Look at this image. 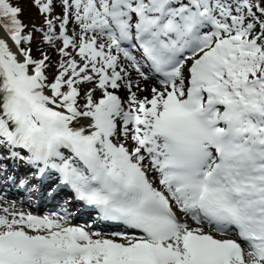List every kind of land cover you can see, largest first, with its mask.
I'll return each instance as SVG.
<instances>
[{
	"label": "snow or ice",
	"instance_id": "snow-or-ice-1",
	"mask_svg": "<svg viewBox=\"0 0 264 264\" xmlns=\"http://www.w3.org/2000/svg\"><path fill=\"white\" fill-rule=\"evenodd\" d=\"M9 185L0 264H264V0H0Z\"/></svg>",
	"mask_w": 264,
	"mask_h": 264
},
{
	"label": "bare ground",
	"instance_id": "bare-ground-1",
	"mask_svg": "<svg viewBox=\"0 0 264 264\" xmlns=\"http://www.w3.org/2000/svg\"><path fill=\"white\" fill-rule=\"evenodd\" d=\"M10 168V170H11V167H9ZM26 171V169H24L22 166H21V168H20V172H19V175H22L21 173L22 172H25ZM9 187L10 188H12L13 189V197H9V198H7V202L6 203H12V202H10L12 199H14V197H15V195L14 194H18L19 196H21V197H24V203H21V202H19V199H14L13 201H14V203L16 204V207L18 208V209H23V210H26V211H32V212H34V209H33V206L32 205H30V206H28V202L30 201V199H31V197H33L34 199H33V201L35 202L36 201V192H35V190H33L31 193L27 190V189H23V192L21 193V192H17V190H15V186H11V185H9ZM61 202H59V203H57V204H60V203H63V199L62 200H60ZM3 202H5V201H0V204H4ZM25 204H27V205H25ZM23 205H25V207L23 206Z\"/></svg>",
	"mask_w": 264,
	"mask_h": 264
},
{
	"label": "rangeland",
	"instance_id": "rangeland-1",
	"mask_svg": "<svg viewBox=\"0 0 264 264\" xmlns=\"http://www.w3.org/2000/svg\"><path fill=\"white\" fill-rule=\"evenodd\" d=\"M25 8H26V17L28 15V12H27V6L25 5ZM25 207V205H23Z\"/></svg>",
	"mask_w": 264,
	"mask_h": 264
}]
</instances>
